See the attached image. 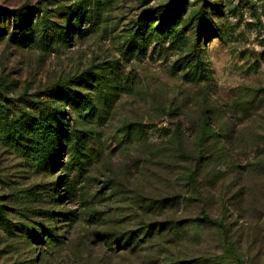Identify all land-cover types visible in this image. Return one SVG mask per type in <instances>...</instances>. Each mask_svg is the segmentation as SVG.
<instances>
[{"label": "rangeland", "instance_id": "374dc122", "mask_svg": "<svg viewBox=\"0 0 264 264\" xmlns=\"http://www.w3.org/2000/svg\"><path fill=\"white\" fill-rule=\"evenodd\" d=\"M80 1L0 0L31 11L20 32L0 18V264H162L147 245L115 246L172 220L191 224L171 250L181 264H264V0H89L76 27ZM170 2L179 46L158 34ZM21 118L55 130L56 167L6 147ZM174 197L175 210L145 214ZM43 229L62 245L26 240Z\"/></svg>", "mask_w": 264, "mask_h": 264}, {"label": "trees", "instance_id": "16d2710c", "mask_svg": "<svg viewBox=\"0 0 264 264\" xmlns=\"http://www.w3.org/2000/svg\"><path fill=\"white\" fill-rule=\"evenodd\" d=\"M178 1L180 2L177 3V6L181 4L182 0ZM175 6L174 2H170L165 7V10L160 14L162 24L160 26V29H158V34L160 35V37L171 41L172 45L179 46L183 43H187V40L189 38L185 37L181 31L177 30L179 19L178 16H176L177 14L175 12ZM88 8L89 0H81L78 4H75L69 10L70 18L68 20V24L77 27V21H85L83 19H86L89 13V11L87 12ZM4 17H8L11 21L12 26L19 32L27 28L29 22L31 23V21L28 20L31 17V11L26 6H23L17 10H7L4 8H0V18ZM146 29L147 26L143 29L140 28V32L137 33L138 40L150 39L151 33H149V31ZM89 81L91 82V80H84L83 85L89 86ZM87 103H89V101L85 100L84 104ZM44 106L49 109L48 102H46ZM203 125V130L210 128L211 124L208 118L204 119ZM3 135L6 147L11 151H14L15 149L22 150L25 154L26 161L30 165L43 169H51V167H56V165L58 164L57 160L51 159L53 155L57 156L59 154V151H57L59 145L58 143L55 144V130L45 129V126L41 124H33L32 126H29L28 123H25V119L21 118L12 125L6 126L3 130ZM8 139L10 140L8 141ZM204 143L205 145H207L209 144V141L204 142V140H201L200 146L202 147ZM214 155L216 156V162L225 160V155H222L220 152L215 151ZM203 156L204 151L202 152V148L200 150V153L198 151L194 152V156H192L193 164H196L197 166L200 165L202 163ZM262 156H264V152ZM185 180L190 187H192L193 189L195 188V181L191 174L187 175L185 177ZM109 188L112 189L111 187ZM180 201L181 199L179 197H174L172 199H151L148 200V202H145L144 212L147 216L150 215V213L162 215L166 211H172L178 208V204ZM182 201L186 200L183 199ZM177 222L179 221L172 220L168 223L146 222V224H144L143 227L138 230V232L128 235V237L126 238L127 242L121 240L116 243L115 247L119 251L127 252L133 256H136L137 254L144 252L147 249V251H149L150 253V257L156 255V259H162V264H181V262L175 258H178V256L174 254L172 255L171 250L177 244L181 243L179 242L180 240H183L185 238L184 231L185 229H190L191 224L182 223L179 225V223ZM198 222L202 225H213L212 222H210L207 218H204L203 220H200ZM8 224L9 223L5 218L4 208L2 207L0 208V227H4L5 229H7ZM42 231L43 232L40 235H31L30 233H27L26 240L32 244L38 242L44 243V241H52L51 243L54 245H58L59 243L60 245H62L51 231L47 229H43ZM55 240H57V242H54ZM145 245H147L146 249L143 248ZM155 248L158 249L156 254L154 252H150L154 251ZM216 259L211 258V260L209 261H213V263H217L218 261H220V259ZM235 259V262H239L238 258ZM152 264H154V262H152Z\"/></svg>", "mask_w": 264, "mask_h": 264}]
</instances>
